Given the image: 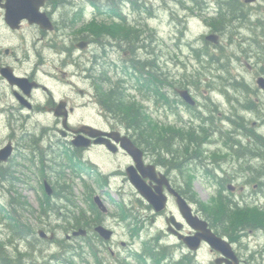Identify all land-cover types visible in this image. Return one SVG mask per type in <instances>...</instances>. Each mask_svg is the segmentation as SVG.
<instances>
[{
  "label": "flooded vegetation",
  "instance_id": "1",
  "mask_svg": "<svg viewBox=\"0 0 264 264\" xmlns=\"http://www.w3.org/2000/svg\"><path fill=\"white\" fill-rule=\"evenodd\" d=\"M17 1L0 0V119L10 129L0 152L12 148L0 179L38 194L37 233L53 237L49 244L68 241L69 264H264V135L256 129L264 113L258 123L247 118L264 101L232 94L251 98L258 87L237 80L207 97L178 70L185 50L203 67L241 62L242 46L225 53L230 25L221 14L245 25L246 9L229 4L215 17L201 0ZM27 9L39 22L23 16ZM194 17L206 24L200 44L185 39ZM225 101L239 107L220 117ZM202 175L230 212L261 216L237 222L216 205L209 215L193 197ZM59 209L66 221L61 214L55 226ZM207 229L229 247H211Z\"/></svg>",
  "mask_w": 264,
  "mask_h": 264
},
{
  "label": "rangeland",
  "instance_id": "2",
  "mask_svg": "<svg viewBox=\"0 0 264 264\" xmlns=\"http://www.w3.org/2000/svg\"><path fill=\"white\" fill-rule=\"evenodd\" d=\"M201 1L203 2L205 10L209 9L211 11V15L215 17L217 16L218 10L219 12L228 13L226 6L229 4H240L246 9V13L248 15L244 16V18L246 17L245 25H237L235 23L236 21L231 22L232 19L230 16L228 17L226 14H221L226 20V27L228 28L230 25V36H225L221 43L224 45V47H226L225 53L227 52L228 55H232L235 51L237 52L238 46H242L245 49L247 55L242 58L241 62H237L235 60L230 61L227 59L223 60L222 58L221 60H218L214 63L210 62V64L204 62L203 67V65H201V63L197 61L195 57L192 60H189L190 53L188 50H185V58L181 57L183 60L181 59L182 64L179 65L178 70L185 72L189 81H194V83L199 81L201 84L198 83V85H200L199 87L201 88V91L196 93L199 95H207V97L214 98V91L217 90V92H220V88L224 87L231 88V86L228 84H235L238 82L237 80L244 81L245 84H242L246 85L248 88H257L258 77L264 76V0L254 2L252 4L245 3V0ZM227 1L229 2L225 5ZM204 23V21L202 22V17L200 20H196V17H194L190 21L191 28L190 31L186 32L185 36L187 43H203V38L201 35L207 31L204 28V26H206ZM197 35H199L201 42H198V37L194 39ZM230 44L233 45L230 46ZM183 62H185V65ZM240 85L241 84H238L236 86L242 88ZM258 89L255 90L256 94L251 98L247 97V94H243L242 92H238L236 90L232 91V94H235L240 101L245 99L255 101L262 99L264 101V93L259 92ZM219 99L222 98L219 97ZM223 103L224 107L222 108L220 106L219 110L221 113L220 117H224L226 114L229 115L232 105L239 107L238 104L232 103L231 105L228 101ZM258 104V110H256L255 113L247 114V118L249 120H257V123L259 121V116L262 114V112L264 113V111H262L264 110L263 102H261V104L259 102ZM251 125H253V123H251ZM256 129L260 134L264 135V127H256ZM217 130L219 137H216L214 140L221 141L222 131H220V129ZM33 132L35 133L34 129ZM8 133H10V129L8 132V129L3 123H1L0 119V147H2L3 142L7 139ZM21 134L22 132H20V135ZM217 138H219V140ZM16 161L21 163L20 160ZM17 178L24 179L25 177L22 173H20L17 175ZM199 178H202L203 181L201 184L197 185L194 192L197 194L201 203L204 202L213 206V199H217L219 194H223L224 196V192H218L216 188L213 187L209 181H207L206 176L202 175ZM12 183H14L12 180L9 181L0 179V233L2 240L5 243L6 253L11 256L13 255V257L15 255L19 257L21 255L20 253H22L24 261H31L33 259L34 261L39 260L40 262H37L42 264H48L49 262L50 264H63V260H65V258L67 260V256L64 254L67 253L68 250V248L66 249L61 246V243H64V239L59 240L56 244H49L48 241L39 239L37 235V212L40 209L38 202H36V197L38 194L36 192L29 191V189H24L23 186L19 185V183H15V186L11 188ZM74 191L78 195V202L81 201L83 192L82 188L79 186L77 187V190ZM225 194L228 195L229 193L226 192ZM237 194L240 195L238 192ZM20 196L28 203V205H30L27 208L29 212H24L18 205L14 203L15 199L20 198ZM79 206H81V204H79ZM61 214L65 215L66 213L60 210L58 213L56 212L54 217H52V221L55 222V226L63 225V220L59 223ZM13 217L17 218L18 221L24 224L26 227H29L30 231H33L34 229L36 235H32L28 239L23 238L24 240L19 239L18 236H16L10 229L11 224L15 223L12 220ZM45 219L47 220V218ZM55 220H58V222L56 223ZM66 244L68 246L67 242ZM43 256L45 258H43Z\"/></svg>",
  "mask_w": 264,
  "mask_h": 264
},
{
  "label": "trees",
  "instance_id": "3",
  "mask_svg": "<svg viewBox=\"0 0 264 264\" xmlns=\"http://www.w3.org/2000/svg\"><path fill=\"white\" fill-rule=\"evenodd\" d=\"M145 134H146V131H145V128L144 129H141ZM163 130V129H162ZM153 131L155 132L154 134L155 135H162L163 133H161V128L158 127V126H154L153 127ZM61 192L64 194V197L67 199L68 197V188L65 187V186H61ZM193 197L195 200H198V196L195 192H193ZM16 201L14 202L16 205H18L20 207V209H23L25 210L23 207H24V204H25V201H22L21 200V197L18 198V199H15ZM216 201V199H213V202ZM203 206V209L207 211V213L209 215H212V212L213 210L215 209L213 206H211L210 204H207V203H204L202 202L201 204ZM218 216H222V217H230V218H233L234 221H243L245 219V217L248 219L249 216L251 215V219H252V216L255 217L256 215V218H259L261 216V213H257L255 214V212L253 213H248V212H244V211H236V212H230L229 211V208L226 206V203L220 199V201H218ZM12 220L15 222L14 224H11V231L16 235L18 236L19 239H22L24 240L23 238H27L26 237V234L29 233L28 229H26L25 225L22 224L21 222L18 221L17 218L13 217ZM1 223V222H0ZM64 243H61V246L64 247V248H68L67 244L65 241H63ZM32 263V262H31ZM0 264H24V262L22 261V258L19 256H14L13 255H9L6 253V250H5V243L4 241L1 240L0 238Z\"/></svg>",
  "mask_w": 264,
  "mask_h": 264
},
{
  "label": "water",
  "instance_id": "4",
  "mask_svg": "<svg viewBox=\"0 0 264 264\" xmlns=\"http://www.w3.org/2000/svg\"><path fill=\"white\" fill-rule=\"evenodd\" d=\"M17 1V0H16ZM29 0H23V6H21V8L22 7H25L26 6V3L28 2ZM256 1H258V0H246V2L247 3H254V2H256ZM29 3V2H28ZM10 7V9L9 10H11V9H18L19 8V6H18V1L15 3V4H12V5H10L9 6ZM27 7V6H26ZM25 18H28V19H30L31 21H33V22H39V16H38V14H36V12L35 11H32L31 9H27L26 11H25V14L23 15ZM259 85L262 87V88H264V79L263 78H261L260 80H259ZM181 96L189 103V104H191V105H193L194 104V102L191 100V97H190V94H189V92L188 91H182L181 92ZM82 130V129H81ZM80 130V131H81ZM80 131H78V132H80ZM11 153H12V148L11 147H6V148H4L2 151H1V153H0V161H2V162H5V161H7L8 160V158L10 157V155H11ZM48 192L49 193H51V191H49V189H48ZM140 193L147 199V200H149L151 203H153V204H157V200H153L152 198H151V196H150V194H149V192L148 191H145V190H142V188H140ZM164 202H165V198H161V200H160V206L158 207V210H162L163 209V206H164ZM188 219H189V214H188ZM189 220H191V219H189ZM190 223V222H189ZM192 223V224H191ZM191 225H193L194 226V222L193 221H191ZM199 223H201V222H199ZM202 224L207 228V223L206 222H202ZM198 226V225H197ZM208 232H205L204 234H203V238L205 239V240H207V242L214 248V249H218V250H225V247H227L228 246V244L224 241V240H222V239H220V238H218V237H216L210 230H207ZM39 235L42 237V238H46L47 236H46V234L45 233H43V232H39ZM50 239H53V238H50Z\"/></svg>",
  "mask_w": 264,
  "mask_h": 264
},
{
  "label": "bare ground",
  "instance_id": "5",
  "mask_svg": "<svg viewBox=\"0 0 264 264\" xmlns=\"http://www.w3.org/2000/svg\"><path fill=\"white\" fill-rule=\"evenodd\" d=\"M61 165V164H60ZM60 167V166H59ZM18 172V171H17ZM59 172V171H58ZM23 179V178H22ZM20 180V179H19ZM20 182H21V180H20ZM29 184V183H28ZM32 190V189H31ZM19 196V195H18ZM21 197V196H20ZM231 202V201H230ZM26 204V203H25ZM232 204H230V206H231ZM235 208V207H234ZM243 209V208H242ZM23 210V209H22Z\"/></svg>",
  "mask_w": 264,
  "mask_h": 264
}]
</instances>
